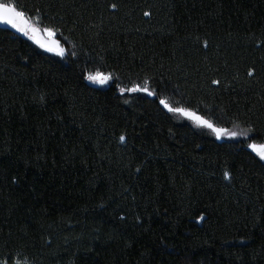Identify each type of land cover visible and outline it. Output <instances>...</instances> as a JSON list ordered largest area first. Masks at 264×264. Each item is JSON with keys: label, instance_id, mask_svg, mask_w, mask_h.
Returning a JSON list of instances; mask_svg holds the SVG:
<instances>
[{"label": "trees", "instance_id": "1", "mask_svg": "<svg viewBox=\"0 0 264 264\" xmlns=\"http://www.w3.org/2000/svg\"><path fill=\"white\" fill-rule=\"evenodd\" d=\"M0 2L66 53L0 27V261L264 264V0Z\"/></svg>", "mask_w": 264, "mask_h": 264}, {"label": "snow or ice", "instance_id": "2", "mask_svg": "<svg viewBox=\"0 0 264 264\" xmlns=\"http://www.w3.org/2000/svg\"><path fill=\"white\" fill-rule=\"evenodd\" d=\"M112 8L115 9L116 5L113 4ZM145 15H149L145 13ZM0 23L10 25L12 28L16 29L18 32L23 33L30 40L36 43L40 48L44 49L47 52L55 53L59 56H64L65 49L60 44L59 41L55 40L54 37L56 32L52 28H44L43 30L33 27L32 25L27 23L24 14L18 10L15 3L8 2H0ZM41 35L43 38H40ZM250 76L253 74L251 71L248 73ZM112 77L110 75L105 76L100 73L95 75H88L87 79L92 81L93 83L105 84ZM214 84H218L219 81H213ZM119 87V86H118ZM119 91L121 94L123 93H147L148 95H155L154 92L150 91L147 82L145 84H133L131 87H119ZM160 103L166 108L169 112L178 113L183 115L191 120H193L197 126L204 127L209 129L216 137V139L229 138L235 139L237 136L246 135V132L238 133L233 129L223 128L216 126L213 122L204 119L201 116L196 115L194 112H191L185 108H174L167 101L161 99ZM247 131H252L251 129ZM125 137L123 135L120 136V141L124 142ZM248 147L256 153L261 161H264V145L257 146L255 143L249 144ZM224 178L230 179V174L228 172L224 173ZM203 219V217H201ZM0 264H7V261H0ZM15 264H20L19 261H15Z\"/></svg>", "mask_w": 264, "mask_h": 264}, {"label": "rangeland", "instance_id": "3", "mask_svg": "<svg viewBox=\"0 0 264 264\" xmlns=\"http://www.w3.org/2000/svg\"><path fill=\"white\" fill-rule=\"evenodd\" d=\"M25 19L27 20V23L28 24H30V25H32L33 27H36V28H39V29H41V30H43V28L42 27H40L38 24H37V22L35 21V20H33V19H28L27 17H25ZM12 30L13 31H15L17 34H19V35H21L22 37H24V38H27L29 41H31V42H33L32 40H30L27 36H25L23 33H21V32H18L16 29H14V28H12ZM40 38H43V36L41 35V37ZM54 39L55 40H57L58 41V39H57V37H56V35H55V37H54ZM34 43V42H33ZM34 44H36V43H34ZM37 45V44H36ZM44 50V49H43ZM45 51V50H44ZM45 52H47V51H45ZM47 53H49V54H51V55H54V56H57V57H63V56H59V55H56L55 53H52V52H47ZM66 54V53H65ZM65 54H64V56H65ZM97 74V73H96ZM93 75H95V74H93ZM102 75H105V74H102ZM105 76H108V75H105ZM90 81V80H89ZM95 87H98V88H102V89H105V88H108L109 86H110V84L112 83V80L110 79L107 83H105V84H99V83H93L92 81H90ZM140 93H142V92H140ZM143 95H146V96H149V97H154V95H148L147 93H143ZM183 116V115H182ZM183 117H185V116H183ZM185 118H187V117H185ZM193 125H196L197 126V124L193 121V120H191V119H189V118H187ZM197 127H199V126H197ZM209 130V129H208ZM233 130H235V131H237L238 133H242L243 131H240V130H238V129H233ZM210 131V130H209ZM213 134V133H212ZM214 135V134H213ZM246 135H240V136H237L235 139H229V138H227V137H225V138H222V139H216V137H215V135H214V137H215V139L218 141V142H223V141H228V140H230V141H233V140H238V139H243V137H245ZM252 144V143H251ZM256 144V143H255ZM257 146H260V145H264V143H262V144H256ZM255 153V152H254ZM256 154V153H255ZM264 162V161H263ZM161 239V236H160V238H158L157 240H155V241H153V242H151L150 243V246L152 247V248H154V249H156L157 248V245L159 244V240Z\"/></svg>", "mask_w": 264, "mask_h": 264}, {"label": "water", "instance_id": "4", "mask_svg": "<svg viewBox=\"0 0 264 264\" xmlns=\"http://www.w3.org/2000/svg\"><path fill=\"white\" fill-rule=\"evenodd\" d=\"M0 27L1 28H6V29H12V27L10 25L3 24V23H0Z\"/></svg>", "mask_w": 264, "mask_h": 264}]
</instances>
